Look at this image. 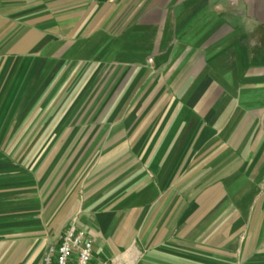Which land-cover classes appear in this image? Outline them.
I'll return each instance as SVG.
<instances>
[{"label": "crops", "instance_id": "crops-1", "mask_svg": "<svg viewBox=\"0 0 264 264\" xmlns=\"http://www.w3.org/2000/svg\"><path fill=\"white\" fill-rule=\"evenodd\" d=\"M71 227L93 264H264V0H0V264Z\"/></svg>", "mask_w": 264, "mask_h": 264}, {"label": "built area", "instance_id": "built-area-1", "mask_svg": "<svg viewBox=\"0 0 264 264\" xmlns=\"http://www.w3.org/2000/svg\"><path fill=\"white\" fill-rule=\"evenodd\" d=\"M93 253L92 241H83L82 235H77L76 228L71 227L58 245L47 247L42 261L43 264H93ZM96 264H114V262Z\"/></svg>", "mask_w": 264, "mask_h": 264}]
</instances>
